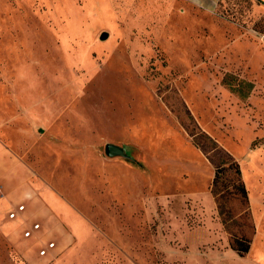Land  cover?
<instances>
[{
	"label": "rangeland",
	"instance_id": "1",
	"mask_svg": "<svg viewBox=\"0 0 264 264\" xmlns=\"http://www.w3.org/2000/svg\"><path fill=\"white\" fill-rule=\"evenodd\" d=\"M204 3L0 0V144L20 168L0 186L22 193L0 206V264L264 261V2ZM225 74L253 82L249 96ZM206 136L248 191L249 209L224 202L227 226ZM233 236L250 241L243 257Z\"/></svg>",
	"mask_w": 264,
	"mask_h": 264
},
{
	"label": "trees",
	"instance_id": "2",
	"mask_svg": "<svg viewBox=\"0 0 264 264\" xmlns=\"http://www.w3.org/2000/svg\"><path fill=\"white\" fill-rule=\"evenodd\" d=\"M222 80L232 92L242 99L247 98L254 88L253 82L238 79L232 74H225ZM198 146L214 165V176L210 191L216 201L222 223L227 226L225 217L227 210L224 207V202L231 197H236L240 202L248 204V191L242 178L240 165L228 151L208 137L205 141L199 142ZM226 173L230 174L229 178H225ZM230 245L242 256L248 252L250 241L247 238L233 236Z\"/></svg>",
	"mask_w": 264,
	"mask_h": 264
},
{
	"label": "crops",
	"instance_id": "3",
	"mask_svg": "<svg viewBox=\"0 0 264 264\" xmlns=\"http://www.w3.org/2000/svg\"><path fill=\"white\" fill-rule=\"evenodd\" d=\"M196 1L205 2L204 5H213L214 3L217 2V0H196ZM261 1L264 2V0H261ZM0 164L2 165L3 168L5 167V165L8 167L7 169H4V170L3 169H0V177L5 172H7V174H9L12 177L14 175V171L15 170L18 171L20 169L12 161V156L7 151V149L4 146H2L1 144H0ZM1 182H3V180L0 178V183ZM23 183L24 182H21V184H23ZM5 186H7V185L1 184V186H0V206H1L2 202H5V200L7 198V196L5 195V193H7V195H9V196H11V195L18 196V194L21 193V192H15L16 190L8 191V189ZM22 196H25V198L27 199L28 197H32V194L27 191V193H24L23 192V195ZM249 208H250V204H248V209ZM44 209H45V207H44ZM30 219H32V218H30ZM261 251L264 253V247H262V250ZM252 254H253V251H252ZM247 259L250 260V264H264V261H262L261 259L255 258V256L254 257H248Z\"/></svg>",
	"mask_w": 264,
	"mask_h": 264
},
{
	"label": "built area",
	"instance_id": "4",
	"mask_svg": "<svg viewBox=\"0 0 264 264\" xmlns=\"http://www.w3.org/2000/svg\"><path fill=\"white\" fill-rule=\"evenodd\" d=\"M25 209V205L24 204H18L15 209H13L10 213H9V217L10 218H14L16 216H18L19 213L23 212ZM40 231V223L38 222H32L27 228H25L22 231V236L24 238H29L31 236H33L34 233ZM55 247V242L54 241H47L45 242L43 245H41V247L37 250V254L38 256H48L51 255V251L54 249Z\"/></svg>",
	"mask_w": 264,
	"mask_h": 264
},
{
	"label": "water",
	"instance_id": "5",
	"mask_svg": "<svg viewBox=\"0 0 264 264\" xmlns=\"http://www.w3.org/2000/svg\"><path fill=\"white\" fill-rule=\"evenodd\" d=\"M106 37H108V32L102 31V33L100 34V39H105ZM105 153L108 156H122L125 158H130V156L125 152L122 146L114 143L105 144Z\"/></svg>",
	"mask_w": 264,
	"mask_h": 264
}]
</instances>
